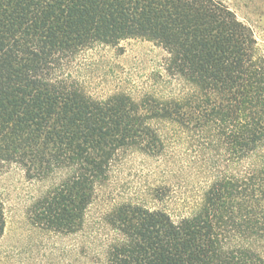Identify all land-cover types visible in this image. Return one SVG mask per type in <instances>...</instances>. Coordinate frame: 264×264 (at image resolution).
<instances>
[{"label": "trees", "instance_id": "1", "mask_svg": "<svg viewBox=\"0 0 264 264\" xmlns=\"http://www.w3.org/2000/svg\"><path fill=\"white\" fill-rule=\"evenodd\" d=\"M132 40L166 53L165 75L98 98L74 66ZM182 142L209 154L210 182L184 216L113 205L106 264H264V54L252 28L220 0H0V172L48 184L28 209L35 226L79 233L119 161L165 160ZM173 189L149 195L161 205ZM5 230L0 198V240Z\"/></svg>", "mask_w": 264, "mask_h": 264}, {"label": "rangeland", "instance_id": "2", "mask_svg": "<svg viewBox=\"0 0 264 264\" xmlns=\"http://www.w3.org/2000/svg\"><path fill=\"white\" fill-rule=\"evenodd\" d=\"M237 18L252 28L259 51L264 54V0H220ZM123 52L107 49L81 58L74 73L86 79L89 90L105 98L120 86L134 92L153 84L152 76L163 74L166 53L153 43L123 42ZM174 84L166 96L179 94ZM209 154L186 142L173 146L172 154L156 161L140 154L126 156L114 168L98 200L87 214V224L77 234H58L35 226L28 214L33 202L48 184L29 182L22 171L0 172V198L5 204L6 230L0 240V264H106L113 233L102 216L119 202H141L148 208L162 207L174 217L186 215L188 204L200 196L210 182L201 170ZM171 186L169 201L155 205L149 190ZM185 201V202H184Z\"/></svg>", "mask_w": 264, "mask_h": 264}]
</instances>
